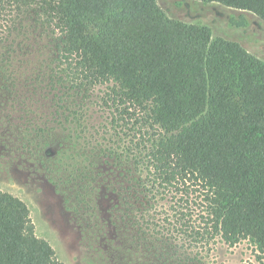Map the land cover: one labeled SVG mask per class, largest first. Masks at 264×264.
<instances>
[{
    "label": "trees",
    "instance_id": "1",
    "mask_svg": "<svg viewBox=\"0 0 264 264\" xmlns=\"http://www.w3.org/2000/svg\"><path fill=\"white\" fill-rule=\"evenodd\" d=\"M203 1L264 20V0ZM29 16L57 34V64L81 99L96 83H115L111 100L120 117L113 121L128 128L127 141L120 150L95 149L129 175L133 190L121 204L134 238L144 240L145 228L175 229L192 243L183 258L192 264L198 246L217 237L229 245L250 238L264 253V62L237 41L212 38L207 26L165 15L156 0H0L3 47L20 46ZM53 72L35 67L32 80L51 88ZM66 114L84 137L78 112ZM96 151L87 148L91 158ZM129 193L144 194V208ZM173 197V215L152 211ZM0 264H63L36 234L27 203L3 190Z\"/></svg>",
    "mask_w": 264,
    "mask_h": 264
},
{
    "label": "rangeland",
    "instance_id": "2",
    "mask_svg": "<svg viewBox=\"0 0 264 264\" xmlns=\"http://www.w3.org/2000/svg\"><path fill=\"white\" fill-rule=\"evenodd\" d=\"M156 2L165 15L207 26L212 38L237 41L264 62V20L251 11L203 0ZM9 40L15 44L16 34ZM17 40L20 46L10 50L0 43V190L27 203L36 234L50 242L63 264H192L183 261L192 243L175 229L145 228L139 242L126 224L121 203L133 190L129 175L116 165L119 160L95 149L113 144L120 150L127 141L128 128L113 121L120 117L111 100L115 83H96L81 99L68 71L57 64L51 28L25 17ZM35 67L41 74L54 70L51 88L32 80ZM72 109L86 127L85 138L66 114ZM133 112L143 115L138 106ZM91 146L99 157L89 156ZM130 194L142 209L145 195ZM176 198L152 211L173 215ZM197 250L200 260L194 264H264V253L250 238L229 245L217 237Z\"/></svg>",
    "mask_w": 264,
    "mask_h": 264
}]
</instances>
